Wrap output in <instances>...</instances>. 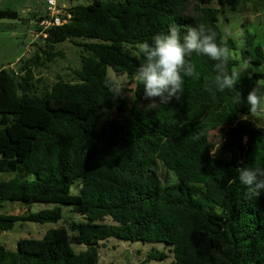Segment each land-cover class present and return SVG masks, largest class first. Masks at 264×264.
<instances>
[{"label":"trees","instance_id":"16d2710c","mask_svg":"<svg viewBox=\"0 0 264 264\" xmlns=\"http://www.w3.org/2000/svg\"><path fill=\"white\" fill-rule=\"evenodd\" d=\"M190 1L72 5L68 23L42 38L51 48L42 52L45 58L24 60L16 74L0 70V203L69 205L80 216L42 239L19 240L17 250L0 245V264H101L99 243L111 238L164 244L172 264H264V192L256 197L238 179L241 167L264 168V124L257 128L242 119L250 116L248 93L254 87L264 91V72L251 68L264 65L255 37L249 36L242 52L248 68L232 89L218 90L217 61L192 53L186 61L199 75L184 77L181 98L142 107L144 85L136 73L146 61L140 44L153 45L173 24L183 40L189 27L203 24L216 33L218 45L235 48L225 40L219 17L249 0H216L220 10L212 0H196V15L187 12ZM0 19H18V13L0 11ZM66 42L82 48L76 81L59 79L39 92L34 69L62 56L55 48ZM237 65L229 59V73ZM110 69L135 85L130 100L115 90ZM216 131H223L221 150L228 158L211 154L210 133ZM158 162L178 185L163 186L154 170ZM64 216L59 206L0 213V233L17 223L55 224ZM167 258L153 250L146 261Z\"/></svg>","mask_w":264,"mask_h":264},{"label":"rangeland","instance_id":"374dc122","mask_svg":"<svg viewBox=\"0 0 264 264\" xmlns=\"http://www.w3.org/2000/svg\"><path fill=\"white\" fill-rule=\"evenodd\" d=\"M89 2L90 0H62L67 8ZM197 5L196 0H191L187 12L191 15L200 14ZM211 7L220 10L216 0L211 1ZM6 10L17 12L18 19H0V70L6 69L16 74L20 72L24 60H29L35 57L36 54L45 58L42 52L44 50L51 51V48L46 47L42 42L43 37L38 36L37 32V19L46 13V0H0V11ZM218 25L223 31L225 40H231L235 44L234 49H229V59L238 62L235 70H242L241 76H243L248 65L242 61V52L249 48V36H254L255 45L264 50V0L243 2L236 12L225 10L220 14ZM55 51L60 52L62 56L57 57L52 63H46L43 60L45 65L34 69L35 80L39 81L37 85L39 92H44L46 87H50L59 79L67 82L76 81L75 70L81 67L82 48L66 42L56 46ZM251 68L255 72H264V65H253ZM109 75L114 82L117 93L130 100L132 98L131 91L136 88L134 84H131L130 79L126 75L114 73L111 69ZM157 104V100L146 99L142 107L152 108ZM112 116L117 117V112L115 111ZM255 119L264 122V116L262 115L257 114ZM210 141L213 145V152L218 149L215 154L216 157H229L227 153L221 150L224 142L223 131L211 132ZM154 170L163 186L173 187L179 184L176 175L160 162L157 163ZM4 178L6 177L4 176ZM26 178L33 180L34 176H26ZM71 193L78 194V189L73 187ZM55 206L62 208L65 214L63 221L55 224L17 223L11 231L0 233V245L14 251L17 250L18 241L21 239H42L47 231L66 226L69 219H80L79 215L71 213L69 209H72V206L69 205L42 203L25 205L10 201L0 203V213L11 215L35 213L44 209H52ZM82 249L83 247H76L77 251ZM153 250L165 252L168 258L164 261L148 263L146 261L148 254ZM99 258L101 264H172L174 260L171 248L164 244L129 243L114 238L99 243Z\"/></svg>","mask_w":264,"mask_h":264},{"label":"clouds","instance_id":"9594fccd","mask_svg":"<svg viewBox=\"0 0 264 264\" xmlns=\"http://www.w3.org/2000/svg\"><path fill=\"white\" fill-rule=\"evenodd\" d=\"M139 50L146 62L139 67L136 79L144 85V98L152 101L158 99L161 104H168L173 98H181L184 77H198L195 65L186 61V56H191L192 53H200L217 61L214 65L218 73L215 83L220 91L232 89L241 77L242 70H232L229 73L227 62L230 50L218 45L216 33L203 24L189 27L183 40L179 27L173 24L166 34H158L153 38V45L144 42L140 44ZM246 101L250 116L245 115L242 119L251 118L254 125L261 128L264 122L255 117L264 112V91L254 87L248 93ZM216 151L212 150L211 154L215 156ZM238 179L256 197L264 192V168L241 167L238 169Z\"/></svg>","mask_w":264,"mask_h":264},{"label":"built area","instance_id":"2783aa9c","mask_svg":"<svg viewBox=\"0 0 264 264\" xmlns=\"http://www.w3.org/2000/svg\"><path fill=\"white\" fill-rule=\"evenodd\" d=\"M71 19V14L67 12V7L62 3V0H46V13L44 17L37 21L38 36L47 38V31L60 27L68 23Z\"/></svg>","mask_w":264,"mask_h":264}]
</instances>
